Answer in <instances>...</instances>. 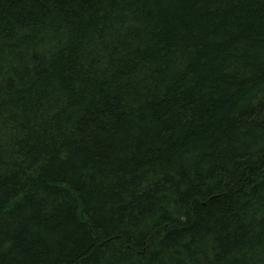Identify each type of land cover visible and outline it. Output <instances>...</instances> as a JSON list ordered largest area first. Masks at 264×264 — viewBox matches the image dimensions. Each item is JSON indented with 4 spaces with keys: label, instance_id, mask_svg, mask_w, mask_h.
<instances>
[{
    "label": "trees",
    "instance_id": "obj_1",
    "mask_svg": "<svg viewBox=\"0 0 264 264\" xmlns=\"http://www.w3.org/2000/svg\"><path fill=\"white\" fill-rule=\"evenodd\" d=\"M0 264H264V0H0Z\"/></svg>",
    "mask_w": 264,
    "mask_h": 264
}]
</instances>
